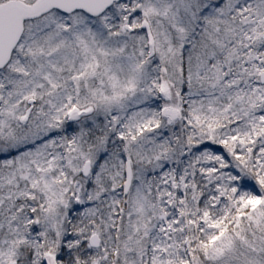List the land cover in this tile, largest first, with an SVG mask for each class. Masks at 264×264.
<instances>
[{
    "label": "snow or ice",
    "instance_id": "snow-or-ice-1",
    "mask_svg": "<svg viewBox=\"0 0 264 264\" xmlns=\"http://www.w3.org/2000/svg\"><path fill=\"white\" fill-rule=\"evenodd\" d=\"M0 264H264V0H0Z\"/></svg>",
    "mask_w": 264,
    "mask_h": 264
}]
</instances>
